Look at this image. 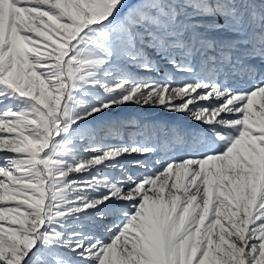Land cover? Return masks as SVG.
Returning a JSON list of instances; mask_svg holds the SVG:
<instances>
[{"label":"snow or ice","instance_id":"obj_1","mask_svg":"<svg viewBox=\"0 0 264 264\" xmlns=\"http://www.w3.org/2000/svg\"><path fill=\"white\" fill-rule=\"evenodd\" d=\"M0 264H264V0H0Z\"/></svg>","mask_w":264,"mask_h":264},{"label":"rangeland","instance_id":"obj_2","mask_svg":"<svg viewBox=\"0 0 264 264\" xmlns=\"http://www.w3.org/2000/svg\"><path fill=\"white\" fill-rule=\"evenodd\" d=\"M140 115L150 116L152 118H163V119H175V117L172 116V114L169 113H162L159 111H153L148 113H140ZM179 122V121H177Z\"/></svg>","mask_w":264,"mask_h":264}]
</instances>
